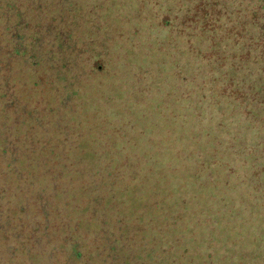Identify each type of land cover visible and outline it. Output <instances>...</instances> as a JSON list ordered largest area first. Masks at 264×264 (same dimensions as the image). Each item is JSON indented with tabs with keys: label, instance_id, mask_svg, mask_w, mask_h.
<instances>
[{
	"label": "rangeland",
	"instance_id": "374dc122",
	"mask_svg": "<svg viewBox=\"0 0 264 264\" xmlns=\"http://www.w3.org/2000/svg\"><path fill=\"white\" fill-rule=\"evenodd\" d=\"M78 1L97 28L79 36L93 79L74 108L85 151L96 165L115 164L117 187L160 207L140 210L125 191L119 215L140 229L175 217L156 243L178 264H264V75L254 41L228 36L227 24L210 28L214 46L210 30L194 33L187 24L222 9L207 0Z\"/></svg>",
	"mask_w": 264,
	"mask_h": 264
},
{
	"label": "trees",
	"instance_id": "16d2710c",
	"mask_svg": "<svg viewBox=\"0 0 264 264\" xmlns=\"http://www.w3.org/2000/svg\"><path fill=\"white\" fill-rule=\"evenodd\" d=\"M205 2L222 9L187 25L200 37L210 30L211 46L212 30L226 24L228 36L253 40L264 75V0ZM82 8L78 0H0V264H178L156 243L175 228L176 218L166 223L165 214L149 229L130 226L119 215L117 194L126 191L137 201L135 188L117 187L115 164L96 165L89 160L95 152L85 151L74 108L93 79L79 36L83 26L90 33L97 28L82 21ZM170 24L165 20V27ZM236 78L249 83L246 76ZM261 88L256 93L264 98Z\"/></svg>",
	"mask_w": 264,
	"mask_h": 264
}]
</instances>
